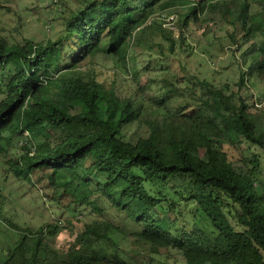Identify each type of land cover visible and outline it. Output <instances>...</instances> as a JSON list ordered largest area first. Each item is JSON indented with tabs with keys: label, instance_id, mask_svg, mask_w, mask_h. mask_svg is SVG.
I'll use <instances>...</instances> for the list:
<instances>
[{
	"label": "trees",
	"instance_id": "trees-1",
	"mask_svg": "<svg viewBox=\"0 0 264 264\" xmlns=\"http://www.w3.org/2000/svg\"><path fill=\"white\" fill-rule=\"evenodd\" d=\"M74 1L76 8L56 0L64 13L57 38L15 43L0 37V151L15 137L25 139L19 157L0 163V190L10 177L30 184L36 177L45 190L60 189V216L75 217L86 207L103 216L116 207L138 229L106 218L79 232L57 223L22 228L2 217L0 200V218L20 230L2 264H157L109 256L120 251L116 232L158 250L175 249L183 264H264L261 156L231 160L224 150L225 144L264 150V108L251 103L254 93L264 97L258 87L264 86V0ZM180 4L187 9L177 20L178 36L161 20L168 54L183 45L184 32L201 21L200 14L227 5L232 10L227 37L233 52L246 45L245 51L257 50L241 64L236 83L185 77L182 88L165 77L153 89L152 77L142 89L154 90L157 112L142 118L134 94L121 95L75 70L99 54L127 68L125 45H146L156 34L153 16ZM153 68L168 69L163 62ZM252 87L257 91L243 94ZM67 229L74 239L60 253L56 239Z\"/></svg>",
	"mask_w": 264,
	"mask_h": 264
},
{
	"label": "rangeland",
	"instance_id": "rangeland-1",
	"mask_svg": "<svg viewBox=\"0 0 264 264\" xmlns=\"http://www.w3.org/2000/svg\"><path fill=\"white\" fill-rule=\"evenodd\" d=\"M69 4L70 7L76 8L77 6L74 0H69ZM62 9L56 0H0V37L15 43H24L28 38L38 42L46 41L48 38H57L64 29ZM186 9L185 5L180 4L167 10L174 19L172 16L166 17L164 26L174 29L176 35L181 30L179 22H182V16ZM231 11L227 5L218 11L208 9L205 13L200 14L198 17L201 18V21L192 22L191 26L186 29L184 32L185 41L181 47L176 48L175 54H168L167 43L161 37V20L165 16L158 12L150 20V22L155 21L156 23V34L148 36L147 44L137 46L135 43H127L125 45L129 49L127 68L121 61L105 54H99L91 61L82 63L75 70L95 75L106 87H114L121 95L134 94L137 97L136 103L141 110V117L148 118L157 112L156 104L152 100L155 95L154 90L145 92L142 86L152 77L157 80L153 89H158L163 84L162 80L165 77L172 80L177 79L182 88L187 85V81L193 78H207L210 81H229L231 83H236L239 80L240 74L245 69L240 67L241 64H245L257 50L245 51L248 46L246 45L243 49L233 52L235 47L231 45L230 39L227 37L228 33L233 30ZM160 43L164 48L160 47ZM162 49L166 55L162 54ZM158 62H163L168 69L163 71L153 68V65ZM185 77L187 81L184 80ZM258 87L261 91L264 89L262 85ZM253 88L255 87L243 88V94H253L257 91L250 90ZM253 101L252 98V104H254ZM22 144L25 145V139L19 137H15L5 144V150L0 151V163L8 157H19V154L23 152V150L21 151ZM245 145L242 144L236 148L225 144L224 150L231 160L251 157L254 152L259 153L263 168L261 177L264 178V150L256 146L247 148ZM217 156L220 159L222 157L221 154H217ZM33 180L34 183L30 184L10 177L3 189L0 190V200L4 202L3 209L6 214H2V217L7 218V222L12 221L22 228L27 226L38 228L44 223H57L67 226L74 232H79L88 222L106 218L127 227L129 231L138 229L126 217V213L119 211L116 207H110L103 216L93 212L90 207L83 208L81 214L76 212L75 217L69 216V212L60 216V209H57L58 204L56 203L59 200L60 189L45 190L42 188L43 183L38 182L36 177ZM93 188L94 186H90L89 190ZM78 193L76 195H79ZM63 201L68 202L69 199L65 198ZM82 206L84 204L77 206V211ZM200 220L204 226L206 223L203 224L201 216H198L196 221L200 222ZM107 229L108 227L105 228V230ZM19 237L20 230L8 226L0 218V264L9 257L10 251ZM113 237L119 245L120 251L108 252L109 256L137 263L146 262L149 259L154 260L157 264L184 263L183 255L175 249L158 250L150 242L122 232L114 233ZM73 239L74 236H71L67 229L57 237L55 248H58L57 250L61 253V250H65Z\"/></svg>",
	"mask_w": 264,
	"mask_h": 264
},
{
	"label": "built area",
	"instance_id": "built-area-1",
	"mask_svg": "<svg viewBox=\"0 0 264 264\" xmlns=\"http://www.w3.org/2000/svg\"><path fill=\"white\" fill-rule=\"evenodd\" d=\"M163 15L165 16L163 20H166V17H170V16L173 17V15H168L166 13H164ZM173 19H174V17H173ZM164 25H165V23H164ZM253 96H254V98H253L254 99V101H253L254 105L257 108H260V109L264 108V97L263 98H259V94L258 93H254Z\"/></svg>",
	"mask_w": 264,
	"mask_h": 264
},
{
	"label": "clouds",
	"instance_id": "clouds-1",
	"mask_svg": "<svg viewBox=\"0 0 264 264\" xmlns=\"http://www.w3.org/2000/svg\"><path fill=\"white\" fill-rule=\"evenodd\" d=\"M164 14V13H166V14H168V15H171L170 13H168L167 11H164V12H161V14Z\"/></svg>",
	"mask_w": 264,
	"mask_h": 264
}]
</instances>
